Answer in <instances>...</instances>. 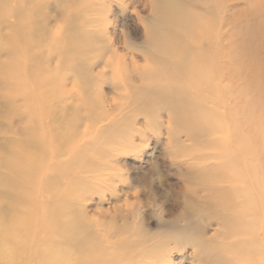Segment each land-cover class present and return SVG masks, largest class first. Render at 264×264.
Returning a JSON list of instances; mask_svg holds the SVG:
<instances>
[{
	"label": "rangeland",
	"instance_id": "rangeland-1",
	"mask_svg": "<svg viewBox=\"0 0 264 264\" xmlns=\"http://www.w3.org/2000/svg\"><path fill=\"white\" fill-rule=\"evenodd\" d=\"M73 2L55 1L51 22L55 32H61L63 27L70 25L64 9L68 11ZM78 2L89 6L80 13L87 21H98V18L107 20L105 24L99 20L100 26L97 28L86 24L85 31L94 34L103 29L107 40L114 44L116 54L127 56L129 62L132 58L137 66L145 67V72L157 69L164 57L174 58L177 54L205 60L209 64L207 69L210 68L208 72H202L201 77H211L212 74L214 78L217 77L212 84L218 86L213 91L219 103L217 106L210 103L208 110L195 121H186L181 114L172 113L165 106L147 109L134 98L140 90L138 85L142 75L139 70L134 77L135 82L129 81L125 73L116 71L113 75L115 69L105 65L109 53L95 45L97 47H91L92 50L84 57L93 64L88 74L92 82L86 84L72 65L60 66L61 53L54 49V53L58 52L54 57L58 59L52 61L51 70L45 72L42 79L51 82L52 78H60L56 94L58 99L61 88L67 92L64 107L69 123L51 125L53 118L56 120L60 117L61 112H56L63 103L56 102L54 107L57 106L51 114H41V122L48 125L47 135L42 138L45 148L40 154H35V169L31 174L41 176V180L44 174L51 175L55 180L56 194L51 197L48 191L42 195L41 184L37 185L34 193L38 201L30 209L28 205L20 203L17 221L22 223V218H28L33 213H44L49 205L46 199L51 198L52 201H66L70 212H82L89 221H93L100 231V251L105 255L104 264H253L256 259H251V249L259 245L264 248L261 232L252 243L250 235L242 233L239 236L236 227L220 226L222 223L217 213L191 204L189 197L195 195L197 199L206 200L201 188L210 182L211 177L209 173L208 177L203 176L205 171L232 160L234 153L239 151H233L235 144H231L232 133L227 130L231 121L221 106L225 98L221 88L228 84L221 66L227 68L231 80L235 79L230 82L231 87L234 84L238 87L236 92H230L226 106L235 105L234 99L240 93L244 100V111L249 112L245 116L249 119L247 125L258 118L257 115L264 118V111L256 108L260 100V105L264 107V90L261 88L264 81L262 78L252 80L255 74L259 77L263 75V71L259 69L258 72L255 67L259 55L253 53L252 49L259 45L264 47V42L259 43V38L264 39V0ZM11 36L0 39V45L12 40L14 36ZM60 39L57 41L60 42ZM230 49L236 50L232 52ZM14 57L17 58L16 55ZM5 61L14 64L13 68L19 64L18 61L11 63L6 52H0V62ZM40 66L45 68L47 65L42 63ZM11 68L9 65L7 70ZM16 70L20 72L21 66ZM148 74L153 76L151 72ZM44 88H49V85ZM3 93L8 94L5 90ZM84 95L94 100L100 95L98 100L102 106L100 112L96 110L95 116L92 115L94 125L87 118ZM115 99L119 101L115 102ZM5 102V97L0 98V150L6 137L11 136L3 133L7 127L3 119ZM207 117L211 119V123L208 121L209 127L204 124L200 128L198 123ZM23 128L21 123L17 124L16 133L22 134ZM57 128L64 130L71 142L67 149L52 152L57 147L54 146L58 137ZM243 163L248 166L245 156ZM0 170L3 171L2 168ZM245 176L242 175L241 179L251 186V191L257 197L255 200H258L255 209L258 207L259 217L264 218V190L246 173ZM2 203L0 196V205ZM252 212L255 213V210ZM16 226L18 223H15ZM31 229L24 224L19 230L20 235L29 238ZM40 235L43 237L44 232ZM19 249L30 255L28 261L23 258L25 261L19 263L35 264L33 256L36 252L27 247Z\"/></svg>",
	"mask_w": 264,
	"mask_h": 264
},
{
	"label": "bare ground",
	"instance_id": "bare-ground-1",
	"mask_svg": "<svg viewBox=\"0 0 264 264\" xmlns=\"http://www.w3.org/2000/svg\"><path fill=\"white\" fill-rule=\"evenodd\" d=\"M52 1L54 0L48 2L45 0H0V39L10 38L11 35L17 38L15 40L13 37L12 40L7 41V44L0 45V52H6L11 63L14 61L19 62V64L17 63L18 66L14 68V64H8L6 61L4 63L0 62V98H6V111L3 119L7 127L3 133L6 135L11 134V136L6 137L0 150V167L3 169V171L0 170V196L3 201L0 205V264H21L19 262H24V259L28 261L30 255L22 252L23 249H19L25 247L36 252V256L33 253L35 260L31 258L35 264H104L105 262V255L100 251V231H98L93 221H89L82 212H70L69 203H66V201H52L53 199L48 198L46 200L49 201V205L44 213H33L28 218H22V223L17 221L20 203L28 205L30 209V206L38 201L39 198H36L34 189L36 190L39 184H41L42 195L48 193V191H50L51 197L56 194L55 180L52 179L53 177L51 178V175L44 174L45 176L41 180V176L36 177L31 174L35 169L33 165L35 154H40L45 148L42 138L47 135L48 129V125L41 122L40 116L51 114L57 106L54 107L56 102L63 103L62 106L58 107L59 111L56 112V114L61 112L60 117L56 120L53 118L51 125L53 127L54 123L58 124L60 122L59 126L69 123L66 119L64 107L67 94V92H64V88H61L57 99L56 88L60 85L58 83L60 78H52L51 82L42 79L45 72L51 70L52 61L58 59L54 57L55 54L61 53V55L59 53L62 59L60 60V66L72 65L73 69L79 72L78 76H82V80L87 84L92 82L91 75L88 76V74L92 71L93 64L88 62L85 56L88 55L89 50L91 51L92 48L98 46L102 51L109 53L110 56L105 65L115 69L113 75L116 74V71L125 73L129 81L135 82L134 77L136 73L140 72L139 74L142 75L138 85L140 90L137 93L138 95L134 97L137 103H142L147 109L165 106L172 113L181 114L186 118V121H195L197 117L202 116L208 110L210 103L215 106L219 103V101H216V96H214V89L218 86L212 84L215 83L217 77L214 78L213 74L211 77L208 75L201 77L202 72L209 71L210 68L207 69L209 64H206L205 60L195 59V56L191 55L177 54V57L174 56V58L172 56L164 57V61L156 66L157 69L153 71L149 69L148 72H145L143 71L145 67L137 66L132 58L129 62L126 59L127 56L116 54L117 50L113 47L114 44L112 43V45L107 40L103 29L97 30L94 34L85 31L86 24H91L97 28L96 26H100L99 20H102L101 24L107 23V20L98 18V21H96L97 19L87 21V18L80 13L84 12L89 6L83 3L79 4L78 0H73V5L69 7L68 11L64 9V15L70 21V25L63 27L61 32H55L53 30L55 26H51L52 13L55 1L60 0H55L53 3ZM73 31H75V34H72ZM59 37L62 39L59 40L60 42L57 41ZM18 39H21V41ZM263 42L264 39L259 38V43ZM263 48L259 45V47L252 49L254 51L251 50L259 55V57L256 56L259 58L255 65L256 69L258 68V72L259 69L263 71V75L260 77L258 74L252 76L253 81H257L258 78H262L264 81ZM54 49L58 52L54 53ZM233 50L232 52L236 49ZM12 55H16L17 58L12 57ZM245 57L247 58V56ZM245 60L247 62V59ZM42 63L47 66L45 68L41 67ZM7 65L12 68L7 70ZM20 66L21 71L19 72L16 69ZM221 67L222 74L226 75L225 77L228 79V84L223 85V83L221 84L223 85L222 88L220 87L222 94L225 96L221 106L226 110L231 121V125L227 127V130L232 133L231 144L233 146L235 144V148L232 150L238 149L239 151L234 153L232 160L225 161L218 168L214 167L209 171H205L206 174L204 173L203 176L208 177L209 173L211 177L210 182L204 184L201 188L205 193L203 198H206V200L197 199L195 195L190 196L189 200L193 205L196 204L208 211L217 213L219 215L218 219L222 223L220 226L236 227L238 235H250L253 240L252 243H255L261 232V235H263L262 241L264 242V220H262L264 218L258 215L260 209L258 207L255 209L258 202V200H255L257 197L251 191V186L241 179L242 175L246 177V173L249 179H252L256 185L261 186L264 190V118L257 115L258 118L250 121L247 125L249 119L247 118V120L246 117L249 112L244 111L242 104L244 100H242L240 93L237 94L235 99L233 98L235 105L226 106L230 92L232 90L236 92L238 87L235 84L231 87L230 82L232 83L234 78L231 80V74L226 71L227 68ZM149 72L153 73V76L148 74ZM18 74L19 77H16ZM150 80H152L150 84H147ZM48 85L49 88L45 89L44 87ZM63 85L64 83L61 84V86ZM261 88L264 90V85ZM4 90L7 91V95L3 93ZM95 98L96 100L91 99V96L84 95V105L88 113L87 118H89L92 125L95 123L92 120V115L95 116L94 112H98L102 106L99 102L100 95L98 96L99 100L97 96ZM114 101L118 102L119 100L115 99ZM261 101H259L256 108L264 111V107L260 105ZM194 106L197 107L191 110ZM208 121L211 123L210 117L200 121L198 123L199 127L202 128L204 124L209 127L210 123ZM20 123L24 127L23 132L17 134V124ZM57 131L58 137L54 144L57 147L52 152L67 149L71 142L70 136H66L64 130L57 128ZM248 135L250 138H248ZM244 156L245 163L248 166L243 163ZM262 197L264 198V192ZM253 210H255L256 215L252 212ZM15 223H18V226L14 227ZM24 224L32 227L29 238L20 235L19 230ZM42 231L44 232L43 237L40 235ZM261 246L251 249L250 257L256 259L253 264H264V248ZM258 257L260 258L258 259Z\"/></svg>",
	"mask_w": 264,
	"mask_h": 264
}]
</instances>
